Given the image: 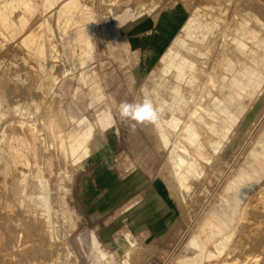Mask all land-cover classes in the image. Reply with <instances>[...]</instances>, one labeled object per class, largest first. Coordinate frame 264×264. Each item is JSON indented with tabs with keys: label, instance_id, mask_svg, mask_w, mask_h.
Masks as SVG:
<instances>
[{
	"label": "bare ground",
	"instance_id": "6f19581e",
	"mask_svg": "<svg viewBox=\"0 0 264 264\" xmlns=\"http://www.w3.org/2000/svg\"><path fill=\"white\" fill-rule=\"evenodd\" d=\"M120 1L0 0V264H76L67 238L80 219L66 186L80 166L69 161L75 155L65 129L76 123L87 139L96 132L85 108L76 117L61 110L60 100L72 92L66 78L85 65L80 54L92 51L98 23ZM187 6V17L176 8L161 20L153 47L157 54L168 39L165 34L180 29L137 93L127 86L125 96L130 103L148 96L158 112L156 122L137 124L143 143L127 141V151L150 175L167 149L159 174L167 168V196L180 203L207 174L223 173L264 102L261 7L253 0H193ZM146 66L130 84L141 82ZM118 89L123 94V86ZM110 131L99 134L92 160L113 155L117 144ZM256 149L254 159L264 169V139ZM124 156L122 165L135 171ZM112 162L105 163L108 169ZM255 186L248 177L233 178L227 192L241 196L232 203L226 196L219 199L191 238L182 241L174 264H264V186ZM250 193L248 204L244 200ZM223 209L226 221L218 219ZM26 224L30 228L24 235ZM30 237L48 244L39 248L25 240ZM80 246L90 250L86 236Z\"/></svg>",
	"mask_w": 264,
	"mask_h": 264
},
{
	"label": "rangeland",
	"instance_id": "374dc122",
	"mask_svg": "<svg viewBox=\"0 0 264 264\" xmlns=\"http://www.w3.org/2000/svg\"><path fill=\"white\" fill-rule=\"evenodd\" d=\"M197 1L194 0L195 3ZM253 1L264 13V0ZM187 2L191 5L193 0H121L98 23L92 37V51L86 50L80 54L87 60L85 65L66 78L72 85V92L62 96L61 110L77 117L78 110L85 108V116L96 132L94 137L87 139L76 123L65 129L66 142L71 145L75 155L69 161L80 166L78 172L71 173L66 186L71 195L69 204L80 219L76 231L67 238L76 264H174L182 241L191 238L219 199L226 196L228 202L232 203L241 196L233 190L227 192L233 178L248 177L256 182L255 187L264 186V169L254 159L256 148L264 139V102L242 134L223 173H209L192 186L186 203L169 200L165 189L169 182L167 168L159 174L161 165L167 159V149L160 154L150 175L139 169L133 158L126 154L127 141L133 145L137 143L139 147L143 142L131 140L130 135L137 134V131L130 127L132 121L121 119L118 106L126 101L127 86H134L137 93L180 29L178 25L172 35L165 34L168 39L157 54L153 47H157L161 20L176 8H180L187 17ZM141 3L145 8L137 9ZM111 52L116 55L111 57ZM144 65H147L148 71L142 75L141 82L130 84L135 72L142 71ZM58 70L56 73L60 75ZM119 86H123V94ZM110 99L114 100V106ZM52 103L51 97L47 105L50 107ZM53 111L61 114L57 109L51 110V113ZM112 129L115 136L118 131H123L122 136L127 135L119 138V151L115 149L112 156L92 160L97 152L95 144L99 134ZM124 155L129 157L135 171L122 165ZM110 159H113L112 169L105 164ZM253 193L249 194V200L245 198L246 203L252 202ZM236 209L239 210L238 207ZM236 209L231 212L235 214ZM226 211L221 210L218 219L228 220L224 218ZM29 228L30 225L26 224L21 229L24 235ZM126 235L130 236L128 241L125 240ZM85 236L90 243V250L87 251L80 246ZM17 238L18 235L15 236L16 242ZM25 240L39 248L48 244L37 237ZM123 241L127 243L126 249L122 248ZM238 254L237 251L236 256Z\"/></svg>",
	"mask_w": 264,
	"mask_h": 264
},
{
	"label": "clouds",
	"instance_id": "9594fccd",
	"mask_svg": "<svg viewBox=\"0 0 264 264\" xmlns=\"http://www.w3.org/2000/svg\"><path fill=\"white\" fill-rule=\"evenodd\" d=\"M118 108L122 120L133 122L130 124L133 130L137 124L154 123L158 120V112L148 96H145L141 101L131 103L122 101Z\"/></svg>",
	"mask_w": 264,
	"mask_h": 264
},
{
	"label": "crops",
	"instance_id": "0c3cea01",
	"mask_svg": "<svg viewBox=\"0 0 264 264\" xmlns=\"http://www.w3.org/2000/svg\"><path fill=\"white\" fill-rule=\"evenodd\" d=\"M137 131V130H136ZM139 133H138V131H137V134H131L130 135V138H131V140L133 139V140H138V139H140L141 138V136H140V134L138 135ZM123 135V131H118L117 132V134H116V136H115V138H116V144H117V148H116V152H118L119 151V144H121L120 142H121V140L119 139V138H121V137H126L127 135H124V136H122ZM126 140V139H125ZM142 144V143H141ZM126 154H128L129 155V157L130 158H132L131 157V154L129 153V151H127L126 152ZM133 161L135 162V163H137L134 159H133Z\"/></svg>",
	"mask_w": 264,
	"mask_h": 264
}]
</instances>
